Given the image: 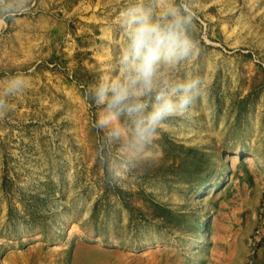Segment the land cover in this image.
<instances>
[{
  "label": "rangeland",
  "instance_id": "rangeland-1",
  "mask_svg": "<svg viewBox=\"0 0 264 264\" xmlns=\"http://www.w3.org/2000/svg\"><path fill=\"white\" fill-rule=\"evenodd\" d=\"M0 25V264H227L253 232L264 190V0H192L207 77L144 154L92 127L85 92L113 74L135 0H30ZM159 7V5H158ZM233 157L237 158L233 162ZM130 172L112 182L108 163ZM247 230V231H248Z\"/></svg>",
  "mask_w": 264,
  "mask_h": 264
},
{
  "label": "clouds",
  "instance_id": "clouds-1",
  "mask_svg": "<svg viewBox=\"0 0 264 264\" xmlns=\"http://www.w3.org/2000/svg\"><path fill=\"white\" fill-rule=\"evenodd\" d=\"M159 5V7H158ZM31 10L30 0H0V25ZM197 12L192 0H135L123 13L126 45L113 74H104L87 86L85 95L99 109L94 129L109 143L125 141L132 156L144 154L171 119L186 114L207 87L199 73L177 76L176 69L197 55ZM23 74L11 75L0 90V116L9 110L6 96L25 90ZM127 161L108 163L110 180L126 179Z\"/></svg>",
  "mask_w": 264,
  "mask_h": 264
},
{
  "label": "built area",
  "instance_id": "built-area-1",
  "mask_svg": "<svg viewBox=\"0 0 264 264\" xmlns=\"http://www.w3.org/2000/svg\"><path fill=\"white\" fill-rule=\"evenodd\" d=\"M264 243V190L256 213V225L247 239V254L244 264H257L258 252Z\"/></svg>",
  "mask_w": 264,
  "mask_h": 264
},
{
  "label": "crops",
  "instance_id": "crops-1",
  "mask_svg": "<svg viewBox=\"0 0 264 264\" xmlns=\"http://www.w3.org/2000/svg\"><path fill=\"white\" fill-rule=\"evenodd\" d=\"M256 225V222H255ZM255 227V226H254ZM254 229V228H253ZM243 228L241 231L237 232L236 238L233 236V231H230L229 236L232 238V240L239 241L238 245L241 246V252L237 256H234L230 260H228L227 264H244L246 254H247V239L252 233L250 230ZM257 264H264V243L261 245L258 257H257Z\"/></svg>",
  "mask_w": 264,
  "mask_h": 264
},
{
  "label": "bare ground",
  "instance_id": "bare-ground-1",
  "mask_svg": "<svg viewBox=\"0 0 264 264\" xmlns=\"http://www.w3.org/2000/svg\"><path fill=\"white\" fill-rule=\"evenodd\" d=\"M232 161L233 162H236L237 161V158L236 157H233Z\"/></svg>",
  "mask_w": 264,
  "mask_h": 264
}]
</instances>
